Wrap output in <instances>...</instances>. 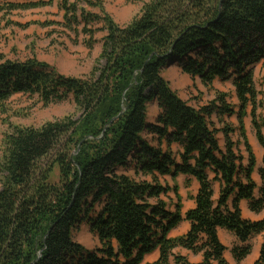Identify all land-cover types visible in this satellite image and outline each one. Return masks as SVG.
Wrapping results in <instances>:
<instances>
[{"label": "trees", "instance_id": "obj_1", "mask_svg": "<svg viewBox=\"0 0 264 264\" xmlns=\"http://www.w3.org/2000/svg\"><path fill=\"white\" fill-rule=\"evenodd\" d=\"M80 1H63V26L84 25L78 33L89 49L96 44L92 27L105 32L88 76H64L35 58L0 59V108L21 94L45 105L72 97L81 112L78 119L14 127L6 135L0 264H144L157 251L158 259L146 264H229L219 229L237 238L231 254L241 264L250 241L264 232V219L246 220L240 209L247 201L251 212L264 211V156L257 182L243 126L250 115L264 151V77L262 90L254 80V68L264 60V0H151L126 26L104 11L85 12ZM51 4L28 0L8 7ZM174 65L209 87L215 80L232 82L238 110L223 94L199 108L183 100L162 76ZM153 102L159 111L152 122ZM235 115L248 158L224 124ZM179 176L187 186L198 183L195 207L184 215L177 186L161 182ZM171 191L178 199L174 211L162 199ZM183 222L190 224L187 233L170 237ZM82 224L98 236L100 248L91 251L74 240ZM178 249L201 261L190 262ZM253 264H264V242Z\"/></svg>", "mask_w": 264, "mask_h": 264}, {"label": "rangeland", "instance_id": "obj_2", "mask_svg": "<svg viewBox=\"0 0 264 264\" xmlns=\"http://www.w3.org/2000/svg\"><path fill=\"white\" fill-rule=\"evenodd\" d=\"M28 0H1L0 1V59L1 57L9 60L25 61L35 58L41 62L48 63L67 77L83 78L90 74L100 53L102 39L105 32L100 30L101 25H95L96 44L93 49L85 46L86 36L78 31L84 26L76 29H67L63 26L64 11L61 4L65 0H52L51 5L29 10H9L11 3H25ZM38 1V0H32ZM48 1V0H44ZM77 0H68L74 3ZM151 0H81L80 6L87 13L101 14L107 13L120 26H126L140 14L146 3ZM100 6H97V5ZM163 78L169 83L170 87L189 104L199 108L209 104L217 95H225L228 104L238 110L239 101L232 82L215 80L212 86H206L199 78L193 79L183 73L176 65L165 69L162 72ZM264 77V60L254 68V80L257 88L262 90ZM156 102L148 106L149 121H154L158 114ZM250 113V109L248 111ZM258 116H262L259 111ZM68 116L78 119L81 112L78 110L72 97L59 103L45 105L37 96L15 95L0 108V160L5 150V137L14 127H40L49 121L61 120ZM224 124L230 125L234 129L232 135L238 151L245 158H248L245 140L239 129L237 116L225 117ZM222 126V124H218ZM245 137L257 160V167L254 179L260 182L258 169L262 166L264 156L263 148L260 146L255 131L253 129L251 116L244 119ZM177 146H174L176 149ZM78 152V151H77ZM58 169H55L53 180H58ZM162 184L177 186L178 197L182 204L183 215L190 207V201L198 191V183L193 180L187 186V178L179 176L172 180L169 177L161 179ZM215 186V185H214ZM220 185L216 186V196H218ZM162 199L174 211L175 204L178 202L177 196L173 191ZM187 233L185 223L174 230L170 237L175 238ZM74 240L86 249L94 251L101 247V242L97 235L90 231V227L82 224L74 231ZM177 254L188 256L192 263H199L201 257L186 254L183 250H176ZM159 252L147 256L150 259L147 263H153L158 259ZM146 257V258H147ZM225 258L229 264H237L231 253H226ZM174 264V261H171Z\"/></svg>", "mask_w": 264, "mask_h": 264}, {"label": "crops", "instance_id": "obj_3", "mask_svg": "<svg viewBox=\"0 0 264 264\" xmlns=\"http://www.w3.org/2000/svg\"><path fill=\"white\" fill-rule=\"evenodd\" d=\"M195 183H197V182H195ZM216 186H217V183L215 184L214 189H215V199H218V196H216ZM218 195H219V192H218ZM194 207H195V201L191 200L190 201V207L188 210L193 209ZM240 209H241L243 218L246 220L258 222V221H262L264 219V211L260 214H256V213L251 212L249 210V206H248L247 201H242L240 203ZM184 223H185L187 231H188L190 228V224L188 222H183V224ZM218 233H219V237H220L221 242L227 248L226 253H231L233 246L238 244L237 238L235 237V235L233 233H231L225 229H219ZM263 242H264V232L260 235L255 236L250 241L251 246H252L251 253L244 261L241 262V264H253V263H255L260 256L261 245ZM183 252H186V254H190L189 252H187L185 250H183ZM226 253H225V255H226ZM183 255H184V253H183ZM149 260L150 259H148V257H147L145 259L144 264H146Z\"/></svg>", "mask_w": 264, "mask_h": 264}]
</instances>
